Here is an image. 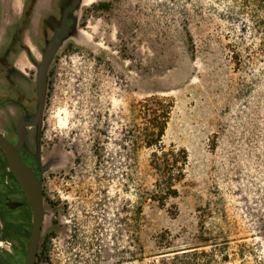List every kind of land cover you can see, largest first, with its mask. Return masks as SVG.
<instances>
[{
    "label": "rangeland",
    "instance_id": "rangeland-1",
    "mask_svg": "<svg viewBox=\"0 0 264 264\" xmlns=\"http://www.w3.org/2000/svg\"><path fill=\"white\" fill-rule=\"evenodd\" d=\"M8 2L14 18L35 8V41L38 14L58 28L71 0ZM231 5L82 0L49 70L38 264H158L195 247L203 264H264V37ZM53 35L45 25V42ZM152 97L174 104L164 146L189 157L163 208L140 197L159 180L139 115Z\"/></svg>",
    "mask_w": 264,
    "mask_h": 264
},
{
    "label": "flooded vegetation",
    "instance_id": "flooded-vegetation-1",
    "mask_svg": "<svg viewBox=\"0 0 264 264\" xmlns=\"http://www.w3.org/2000/svg\"><path fill=\"white\" fill-rule=\"evenodd\" d=\"M34 13L35 8L24 9L20 17L14 18L8 0H0V134L14 149L8 153L0 147V264H11L12 256L20 253V249L26 248L28 254L34 230V208L26 186L36 177L44 192L42 127H26V141L20 146L19 126L24 117L38 110V66L49 43L44 40V26L52 32L57 28L51 17L45 20L43 14H38L39 31L36 40H30L28 26L35 19ZM26 59L32 69L23 68ZM33 129L37 132L35 148L28 143ZM10 156L19 158L12 163ZM44 223L47 224V217ZM39 257L40 250L37 262Z\"/></svg>",
    "mask_w": 264,
    "mask_h": 264
},
{
    "label": "trees",
    "instance_id": "trees-1",
    "mask_svg": "<svg viewBox=\"0 0 264 264\" xmlns=\"http://www.w3.org/2000/svg\"><path fill=\"white\" fill-rule=\"evenodd\" d=\"M229 7L232 14L243 19V23L248 26L250 23L257 33L264 37V0H230ZM247 21V23H246ZM235 56L238 55L235 53ZM173 102L160 97H152L141 103L139 115L144 122L142 143L147 149L153 151L151 155V167L158 173L159 180L155 184V190L142 191L143 200L157 202L160 207H165L169 199L179 197L176 186L185 180L186 166L188 164V153L184 149L176 150L174 147L167 149L163 144L171 113ZM143 214L142 205L139 207V220ZM203 247H195L182 251L173 252L172 259L163 258L158 264H203L200 257L207 256ZM138 260L144 261V248L138 241ZM169 255V254H168ZM164 256V255H163ZM171 257V256H169Z\"/></svg>",
    "mask_w": 264,
    "mask_h": 264
},
{
    "label": "water",
    "instance_id": "water-1",
    "mask_svg": "<svg viewBox=\"0 0 264 264\" xmlns=\"http://www.w3.org/2000/svg\"><path fill=\"white\" fill-rule=\"evenodd\" d=\"M82 0H71V3L64 9L61 24L55 29L54 36L49 41L42 61L38 66V83L37 95L39 106L34 115L24 117L19 126L20 130V146L26 141V127H42L43 117L46 109V99L48 91L49 70L54 61L55 56L59 52L65 40L69 37L72 28L76 25L75 14L79 10ZM0 147L6 152H14L12 145L0 134ZM12 163L17 162L18 156H10ZM32 179V178H31ZM26 186V190L34 208V230L31 238L29 251L27 254L26 264H38V251L40 239L43 233V225L46 212L44 209V193L41 183L33 177Z\"/></svg>",
    "mask_w": 264,
    "mask_h": 264
}]
</instances>
